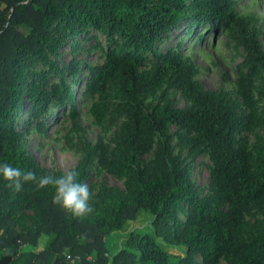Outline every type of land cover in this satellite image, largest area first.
<instances>
[{
	"label": "trees",
	"instance_id": "1",
	"mask_svg": "<svg viewBox=\"0 0 264 264\" xmlns=\"http://www.w3.org/2000/svg\"><path fill=\"white\" fill-rule=\"evenodd\" d=\"M0 3V163L32 170L37 177L48 175L24 146L28 129L21 132L17 124L24 87L36 117L53 98L58 106L70 105L75 121L77 104L64 73L59 74L61 84L49 88L52 94L38 89L36 80L28 82L29 61L56 53L66 37L73 47L75 36L88 30L86 36L98 32L108 42L103 62L89 67L86 92L96 99L90 112L98 124L110 109L112 121L122 119L113 150L100 155L99 165L125 180L123 190L102 185L94 210L74 217L52 203L53 186L38 189L25 183L16 191L0 178V264H264V223L244 217L252 206L264 213V81L255 87L264 72V52L237 19L232 1ZM205 22L212 31L232 24V38L246 51L235 97L204 90L194 79L197 67L189 57L172 47L159 49L181 24L189 23L190 33ZM80 71V62L72 60L66 75L75 78ZM162 87L180 91L190 107L176 108L165 98L146 109L142 93ZM256 128L263 137L251 151L237 134ZM174 137L190 152L207 150L212 166L204 197L194 189L191 165L174 156ZM78 174L80 183L88 178L86 167ZM184 210L187 219L181 222L178 214ZM142 215L147 225L129 231L110 253L107 238L126 232ZM170 245L184 248V256L169 254Z\"/></svg>",
	"mask_w": 264,
	"mask_h": 264
},
{
	"label": "rangeland",
	"instance_id": "2",
	"mask_svg": "<svg viewBox=\"0 0 264 264\" xmlns=\"http://www.w3.org/2000/svg\"><path fill=\"white\" fill-rule=\"evenodd\" d=\"M230 1L233 2L231 7L237 19L243 21L264 52V0ZM189 23L181 24L175 32L170 34V38L159 44V49L165 50L172 47L189 57L197 67L194 79L204 90L221 91L235 97V82L239 70L243 68L246 51L232 38V24L218 25L216 31H212L211 25L205 22L188 33ZM87 31L79 32L75 36L73 47H71V40L66 37L62 40L56 53L48 54L45 60L31 58L29 61L28 82L32 83L36 80L40 90L50 92L49 88L52 85H60L62 82L60 73H64L63 76L68 77L66 84L70 90L69 95L77 104L76 120H72L69 116L70 105L68 103L58 106L53 98L43 114L36 117L35 111L27 102L29 88L25 86L21 96L23 107L18 115L17 124L21 132L28 129L23 137L24 146L44 173L59 177L67 170H75L79 173L86 167L88 178L83 183L88 185L89 191L92 193L89 204L94 210L102 185L123 190L125 180L109 174L99 165L101 154H111L114 147L113 137L119 130L122 119L112 121V110L110 109L102 122L98 124L90 112L96 99H90L86 92V81L90 77L89 67L103 62V54L107 49L108 42L105 36L98 32L92 31L90 36H86ZM76 47L78 48L76 49ZM72 60L80 62L81 71L75 78H69L66 75L67 67ZM42 76V80H39ZM263 81L264 72H261L255 87H258ZM59 91L58 94L62 89ZM166 91V88L162 87L156 93L143 92L141 97L146 109L149 110L157 104H163L166 99L172 101L176 108L190 107V103L180 91L175 89ZM261 108L262 103H259V112ZM175 131L176 129H172L173 134ZM259 136L263 137V131L259 128L237 134L238 140L251 151ZM172 147L175 157L184 164L191 165V180L194 189L200 197H204L208 193L209 173L212 166L207 150L203 147L195 152H190L186 147L177 144L176 137L173 138ZM153 154L154 150L145 158V163L152 160ZM25 213L30 214L29 212ZM178 217L181 222H185L187 211L180 212ZM244 217L249 222L264 223V213L257 206L250 207L244 213ZM168 224L172 225L173 221L170 220ZM146 225L147 218L142 215L129 224L126 232L110 235L106 240L109 252L115 251L120 246L129 231L143 229ZM162 237H158L160 242L163 240ZM166 251L180 257L185 254L184 248L173 245L167 246ZM199 262L200 257H196V263ZM221 264L226 263L222 260Z\"/></svg>",
	"mask_w": 264,
	"mask_h": 264
},
{
	"label": "clouds",
	"instance_id": "3",
	"mask_svg": "<svg viewBox=\"0 0 264 264\" xmlns=\"http://www.w3.org/2000/svg\"><path fill=\"white\" fill-rule=\"evenodd\" d=\"M78 175L75 170H67L59 177L51 175L37 177L32 170L0 163V178L9 182L10 187L20 191L25 183H35L38 189L51 185L55 189L52 203L74 217H82L93 211L89 204L92 193L87 184L78 181Z\"/></svg>",
	"mask_w": 264,
	"mask_h": 264
}]
</instances>
